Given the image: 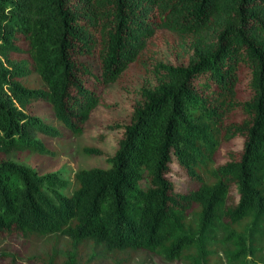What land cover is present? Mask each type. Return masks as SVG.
<instances>
[{
    "label": "trees",
    "instance_id": "trees-1",
    "mask_svg": "<svg viewBox=\"0 0 264 264\" xmlns=\"http://www.w3.org/2000/svg\"><path fill=\"white\" fill-rule=\"evenodd\" d=\"M114 83L136 94L118 147L84 148L107 166L10 158L54 156L44 137L80 135ZM15 236L54 239L29 264H93L87 245L264 264V0H0V242Z\"/></svg>",
    "mask_w": 264,
    "mask_h": 264
},
{
    "label": "rangeland",
    "instance_id": "rangeland-1",
    "mask_svg": "<svg viewBox=\"0 0 264 264\" xmlns=\"http://www.w3.org/2000/svg\"><path fill=\"white\" fill-rule=\"evenodd\" d=\"M143 76L144 74L139 72H130L125 74L123 83L126 82L130 89L131 86L137 87L142 83ZM28 82L32 86L40 84L34 77L29 78ZM135 96L133 90L125 92L115 83L106 85L99 92V104L92 111L80 135L65 136L61 139L44 137L49 148L54 150V156L25 151L14 153L10 158L21 165L37 170L40 174L66 169L76 171L80 168L105 167L107 166L105 163L106 156L87 155L84 148L100 149L110 155L114 153L118 147L120 132L111 131L109 125L126 122ZM33 108L43 117H53L47 105L37 103ZM52 123L57 124L54 120ZM63 132L67 133L66 131ZM57 245L58 256L63 257L64 252L70 246L65 238H60ZM55 246L54 239L50 237L23 238L15 236L0 242V254H11V256L16 257L15 263L17 264H29L26 259L27 256L42 255ZM79 254L84 258L93 254V264H184L183 261L171 262L141 251L111 254L105 249L90 245L79 249ZM219 255H221L220 252ZM0 264H12V260L7 256H0ZM32 264L39 263L33 262Z\"/></svg>",
    "mask_w": 264,
    "mask_h": 264
}]
</instances>
